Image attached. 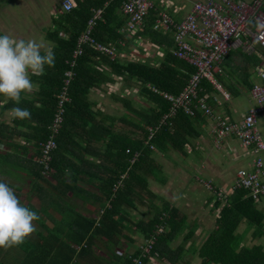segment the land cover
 <instances>
[{"label":"trees","instance_id":"1","mask_svg":"<svg viewBox=\"0 0 264 264\" xmlns=\"http://www.w3.org/2000/svg\"><path fill=\"white\" fill-rule=\"evenodd\" d=\"M71 1L73 8L69 12H63L61 5H57L53 27L45 30L56 53L54 67L48 68L42 76H34L36 89L21 99L19 106L29 109L30 119H12L11 125L0 122V143L4 142L8 149L0 155V164L8 162L10 170H16L15 166L23 167L21 171L31 179L38 197L45 202L66 204L67 195H71L83 203L100 205L97 224L96 220L75 213L80 221H73L67 227V239L79 245L78 252L70 250L69 253H76V259L90 254L93 245L99 242L96 241L98 237H102L100 244L103 248L118 245L123 237L126 238L128 225H132L143 240L139 246L153 239L149 253L138 258L139 263H134L132 259L141 253L139 247L133 253L118 255L111 247V251L106 250L107 257L98 264H148L151 258L168 264H186L184 256L191 247L186 249L171 244L178 237L193 236L194 230L188 226L187 215L179 207L150 190L148 180L164 183L161 166L155 161L150 145L161 154L173 151L186 156V148L197 134L194 123L204 121L201 118L204 116L198 110L193 116L178 110L160 125L147 143V128L157 126L170 106L147 85L158 92L177 95L194 68L168 51L164 61L155 66L142 62L122 63L88 45L83 47L82 55L70 67L77 39L93 10L102 9L101 18L91 34L96 42L118 48L119 41H127L126 35L120 32L126 21L120 11L122 0ZM156 18V13L149 11L143 28L131 36L145 38L155 46L165 45L166 49L174 47L172 38L153 30ZM68 70L72 76L66 86L67 101L62 103V121L53 134L55 146L48 152L49 160L44 170L41 160L43 145L51 133L50 126L66 79L64 73ZM114 76L139 87L140 94L148 101V106L136 108L128 99L113 97L129 117L136 119L117 118V122L123 125L119 129L114 126L115 118L95 109L88 98L92 89L114 83ZM204 85L208 88L207 83ZM12 106L8 101L4 107L11 109ZM28 144L33 147V154L28 153ZM13 155L20 158L19 164L14 162ZM8 174L11 173L8 171ZM82 185L95 187L98 192L90 193ZM45 187L54 189L55 194L43 193ZM211 201L210 213L218 212L213 228L195 250L200 264H264L263 215L257 211L254 201L242 190L228 195L225 202L219 201L215 195ZM139 206L145 213L135 223L123 217L132 210L139 211ZM148 212L151 217L144 218ZM248 234V242L244 243ZM65 258L67 263L68 256ZM37 260L39 264H45L46 255ZM60 260H53L52 264H59Z\"/></svg>","mask_w":264,"mask_h":264},{"label":"crops","instance_id":"2","mask_svg":"<svg viewBox=\"0 0 264 264\" xmlns=\"http://www.w3.org/2000/svg\"><path fill=\"white\" fill-rule=\"evenodd\" d=\"M194 1L198 0H157L158 3H156L155 0H150L153 5L152 10L157 16L159 13H165L175 24L184 19L186 14L190 11ZM2 2L3 0H0V32H7L16 36L17 38H37L45 48L49 46L52 47V42L46 38L45 30H49L51 27H53V19L57 15L54 9L51 11L50 15L47 16V18H49V24L46 26V28H40L39 31V26L37 27L38 37H36V35L33 37H24V34H18V32L10 31V29L13 27L15 28L19 22L23 23V21L20 17L14 16L15 12L10 14L4 11V9L1 7ZM20 2H22V0L12 2L14 4L17 3L16 7L15 5L13 7L14 11L15 8H19V5H22ZM55 2L56 0H52V3ZM4 16L7 19H11L9 24L4 23ZM156 31L164 35H168L170 38H172V40H174L173 32L171 30ZM126 37L127 41H121L123 45H119L118 48H116L115 45L109 44L116 50L115 59L122 63L142 62L159 66L160 63H162L165 59L166 51L171 52L174 48L173 45L167 49L165 45H162L161 47L155 46L145 38H135L133 36ZM262 61H264V52L260 49H257L256 54H247L239 48H233L229 50L228 54L219 67H217L215 72V77L221 84L222 90L228 94V98H224L218 90H216L206 81H203L201 84L199 96L204 98L206 104L211 107L215 114L228 119L230 122H240L246 116L249 109L254 105V101L250 97L249 90L252 84L260 82L256 76L255 70ZM113 78L114 83L105 85L104 87L101 86V88L92 89L88 95V98L95 106V109H99L101 112L110 115L111 117L114 116L108 112L107 108L102 105V102L98 101L105 93L104 90L106 87H108L107 92L110 93H108L110 99L118 103L120 102L113 99V97H124L123 99H128L121 94V90L122 93L125 92L123 89L126 90V93L131 92V96L136 97V99H138V96H134V93H140L139 87L134 86L133 83L126 84V82H124L119 76L116 78L114 76ZM203 83H207L208 88ZM36 87L37 86L35 83L33 91L36 89ZM115 88L118 89V91H115ZM33 91L24 94L22 98L28 97L33 93ZM142 98L143 100H146L144 97ZM8 101L9 100H7V98L0 97V122L11 125V111L10 109L4 107ZM145 106L148 105H139V107ZM198 113L201 114L199 111ZM1 115H4L6 118L1 119ZM259 116H261L260 124H262V129L264 131V112ZM117 118L119 117L114 119L116 123H118ZM201 118L204 121H198L194 123V130L197 132V134L191 139L190 146L186 148L187 155L180 156L175 152L176 155L173 159V163L180 165V162H182L180 166L182 169H179L177 166H172L169 169L164 168L160 161L157 162V160H164L163 163L167 162V160L172 162V160L167 159L166 154L158 153L155 148L153 150V157L155 158V161L161 166V176L162 172L170 170L172 173V184L170 185H182L181 189L179 186L178 188L176 187V190L171 189L166 185L168 180L162 176L165 183L163 186L167 187L165 190V200L173 205L176 204L175 206L179 207L180 210L187 215L189 227L194 226L198 221H200L202 225V216L207 213L206 212L203 214V209L206 207L211 209V197L214 196V190L217 191L218 188L225 190L228 188V186L234 180L235 173L238 169L243 168L250 170L253 167L252 154L248 152V150L246 151L241 148L239 143L233 138H225L222 141L220 147H214L210 134V123L207 122L205 117L203 118L201 116ZM114 126L116 129H119V123L117 125L115 124ZM19 141L21 142L20 139ZM17 142L18 141H16V143ZM27 146H29L27 147L28 153L33 154L34 149L31 144H28ZM7 150L8 149L4 142L0 143V155H4ZM261 157L264 161V151L261 153ZM12 158L16 164H19V157L13 155ZM8 165V162L4 161L0 164V180H4L12 185L15 188L16 194L19 196L20 201L38 212L40 218L35 222L37 224L36 231L32 233L22 244L8 248H0V264H39L37 258L43 255H46V260L44 262L45 264H52L53 260L59 259H61L59 264H73L72 262H78V264H98V262L101 263L102 259L107 257V251H111V247H113L112 250H114L117 255L123 253L126 254L128 252L133 253L134 250L142 243L143 240L141 236L137 234V232L135 233L134 227L132 225H128L130 227L129 230L125 232L126 238L123 237L118 245L111 244L109 245L111 247L108 246L110 249L107 248V250L100 244V241L102 242V237H98L96 238V241L98 240L99 242L95 241L96 243L91 248V253L76 259V253H69L70 250H75V252H78L79 245L77 246L72 241L67 239L68 237L65 234L68 232L67 227L71 225L73 221L75 223L80 221L76 214H79L80 217L83 216L85 218L96 220L95 223L97 224V219L99 218V212L101 209L100 205L97 203H83L80 201V199L72 198L71 195H67L66 204H57L53 201L45 202V200L38 197V191L36 190V187L31 184V179L26 176V173L21 171L23 167L15 166L16 170H10ZM165 167L167 166L165 165ZM8 171L11 174H8ZM202 175H207L209 179L202 181L201 177H199ZM175 179L177 180L176 182H174ZM8 180L12 181V183H10ZM150 181L152 180H148V183H151ZM193 181L198 184V186H203V188L201 186L200 187L208 193L207 197L198 198L197 193L199 188L193 184ZM83 188L87 189L90 193L96 194L98 192L95 187H89L88 189L86 186ZM44 190L45 191H43V193L46 192L49 194H55V190L52 188L45 187ZM184 194H186L187 197H183ZM195 196L196 198L191 201V197ZM254 203L257 211L263 215L262 222L264 224V197ZM138 210L139 211L136 212L132 210L130 213L128 212V215H124L123 217L127 218V220L130 219L131 222L135 223L137 220H139V218L143 217L142 213H145V210H143L140 206L138 207ZM210 211L211 210L208 211L207 216L208 214H212ZM150 217V212L146 213V216H144V218ZM248 237L249 234L246 235L244 243L247 241L246 239H249ZM63 244H65V246ZM94 249H99L101 253H104V256L96 254ZM66 256H68L67 263L65 258Z\"/></svg>","mask_w":264,"mask_h":264},{"label":"built area","instance_id":"3","mask_svg":"<svg viewBox=\"0 0 264 264\" xmlns=\"http://www.w3.org/2000/svg\"><path fill=\"white\" fill-rule=\"evenodd\" d=\"M60 5L63 12H69L73 8L71 0H63ZM152 9L153 5L150 0H122L120 11L126 21L120 32L131 36L142 29L144 20ZM101 14L102 9L92 11L84 31L77 39L70 67H73L75 60L82 55L85 45L112 58L116 56L113 46L102 45L91 36ZM152 28L173 32L175 46L171 51L172 55L187 62L194 68V72L188 78L183 89L174 96L166 92H158L155 88L147 85V88L159 94L170 104L168 112L162 116L160 123L155 127L147 128V143L160 125L172 118L178 110L191 116L196 110L200 111L210 123V134L214 147H220L225 138H233L241 148L248 150L253 156L252 169H238L228 188L225 190L218 188L217 191H213V194L219 201L225 202L228 195L242 190L254 202L259 201L264 197V161L261 157V153L264 151V140L257 127V117L264 112V61L260 62L255 70L261 83L252 84L249 90L254 105L240 122H230L215 114L206 104L204 98L199 96V92L202 82L206 81L224 98H228V94L222 90L221 84L215 77V72L229 50L239 48L247 54H256L257 49L264 52V0L194 1L190 11L179 23L175 24L165 13H159ZM119 45L122 46L123 43L119 42ZM64 76L66 79L59 95L57 111L50 126L51 133L43 145L41 160L44 170L49 160L48 152L55 146L52 138L62 121V103L67 101L66 86L72 72L65 71ZM150 148L154 150L151 145ZM45 177H49L48 174ZM152 243L153 239L151 238L146 241L144 246H138L141 253L132 259L134 263H139L138 258L149 253Z\"/></svg>","mask_w":264,"mask_h":264},{"label":"clouds","instance_id":"4","mask_svg":"<svg viewBox=\"0 0 264 264\" xmlns=\"http://www.w3.org/2000/svg\"><path fill=\"white\" fill-rule=\"evenodd\" d=\"M51 46L45 48L37 38H17L0 32V97L13 106L12 119H30L27 107H20L22 96L33 91V77L42 76L56 62ZM39 214L20 201L15 188L0 180V248L22 244L36 231Z\"/></svg>","mask_w":264,"mask_h":264},{"label":"rangeland","instance_id":"5","mask_svg":"<svg viewBox=\"0 0 264 264\" xmlns=\"http://www.w3.org/2000/svg\"><path fill=\"white\" fill-rule=\"evenodd\" d=\"M14 1H17V0H3L2 4H1V7L2 9H4V11H6L7 13H12V12H15L14 13V16H17V17H20L23 21V23H18L17 26L12 29H10V31H13V32H18V34H24L26 36H30V37H33L34 35H36V37H38V33H37V27L39 26V31H40V28H46V26L49 24V18H47V16L50 15L51 11L54 9V11L56 12V7L57 5L59 6L61 1L62 0H56L55 3H52V0H22V2H20L22 5L20 6L19 5V8H15V11L13 10L14 8V5L16 7L17 3H12ZM156 3L157 0H155ZM199 1V0H198ZM54 12V13H55ZM11 19H7L5 16L3 18V21L4 23H8L9 24V21ZM26 22V23H24ZM107 88L104 90V94L102 97H100V99L98 100L99 102H102V105L107 108L108 112L114 116V118L116 117H124V118H128V119H131L132 121H136L135 117L131 116L129 117V115L125 112V109L122 107V105L118 102H114L110 99V97L108 96V93L107 92ZM115 91H118V89L115 88ZM123 91H125L124 93H122V90H121V94L123 96H125L126 98H128L129 101H131L132 105L136 108L140 106H144L145 104L148 105V102L146 100H143L142 96L140 95L139 92H136L134 93V96H138L136 99V97H132L131 96V92L130 93H126V90L123 89ZM110 94V93H109ZM118 96H119V93H118ZM124 98V97H123ZM136 99V100H134ZM6 118L4 115H1V119H4ZM260 119H261V116L258 117L257 119V127H258V130L260 132V134L263 136L264 134V131L262 129V124H260ZM119 123V127H122L123 125ZM116 123V125L118 124ZM175 152L171 151V152H168L166 153V158L167 159H170L172 160V162H170L169 160H167V162L163 163L164 160H157V162L160 161V163L163 165L164 168L166 169H169L170 167H174V166H177L179 169H182L180 166L182 164V162H180V165H177L174 164V158H175ZM165 165L167 167H165ZM172 173L170 172V170H167L165 172H162V176L164 178H166L168 180V183H166V185L168 187H170L171 189H177L178 186L180 187V189L182 188V185L179 184L178 186H174V185H170L172 184V181H171V175ZM201 177L202 181H206L209 179V177L207 175H202V176H199ZM47 179L49 180V177H47ZM9 181V180H8ZM177 180L175 179L174 182H176ZM10 183H12V181H9ZM151 183H149V188L150 190H152L155 194H158L162 199L165 200V190L167 189L166 186H163L165 183H162V182H154V181H150ZM193 184L195 186H198V184H196L194 181H193ZM83 186V185H82ZM89 189V187H92L90 185H85L83 187H86ZM202 188L203 186L200 185ZM200 186H198L197 188L198 189V198H201V197H207L208 196V193L206 191H204V189H202ZM177 187V188H176ZM183 197H187L186 194L183 195ZM195 197H191V201L193 199H195ZM176 204H174L175 206ZM209 207H206L203 209V214H205L206 212L208 213L209 211ZM207 213L205 215H203L202 219H201V222H202V225L200 223V221L196 222L197 224H195L193 227V230H194V235L189 237V238H183L182 236L181 237H178L174 240V242H172V246L173 247H176L177 245H180V246H183V248H186L188 249L189 247H191V250L189 251L188 250V253L184 256V261L186 262V264H200V259L198 258L197 254H196V249H198V246L203 242V240L206 238V236L208 235L209 231H211V229L213 228L212 226L215 224V218H216V215H217V211L214 212L213 214H208L207 216ZM186 233V231H185ZM184 233V234H185ZM247 240V239H246ZM246 243L248 242L245 241ZM264 244V243H263ZM194 248V249H193ZM194 250V251H192ZM196 250V251H195ZM94 252L100 256H104V253H101V251L99 249H94ZM148 264H168L167 261H157L155 260L154 258H151L149 260V263Z\"/></svg>","mask_w":264,"mask_h":264}]
</instances>
